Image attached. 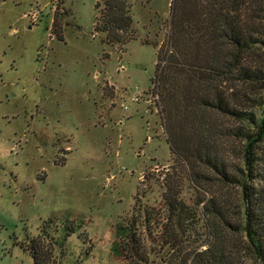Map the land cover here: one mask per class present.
Listing matches in <instances>:
<instances>
[{
	"label": "rangeland",
	"instance_id": "374dc122",
	"mask_svg": "<svg viewBox=\"0 0 264 264\" xmlns=\"http://www.w3.org/2000/svg\"><path fill=\"white\" fill-rule=\"evenodd\" d=\"M99 2L0 0V264H35L39 236L51 264H126L123 228L187 176L169 127L192 129L198 73L175 70L174 99L154 78L213 59L217 0H130L134 37L115 44Z\"/></svg>",
	"mask_w": 264,
	"mask_h": 264
},
{
	"label": "trees",
	"instance_id": "16d2710c",
	"mask_svg": "<svg viewBox=\"0 0 264 264\" xmlns=\"http://www.w3.org/2000/svg\"><path fill=\"white\" fill-rule=\"evenodd\" d=\"M100 4L98 29L109 44L134 37L130 0H102L99 11ZM215 7L213 59L185 68L177 57L171 71H156L154 83L163 81L171 97L176 69L198 73L192 129L169 127L187 176L166 174L164 205L123 228L118 248L126 264H151L152 256L168 264H264V0H217ZM185 181L197 193L189 202ZM28 251L35 264H51V246L40 236Z\"/></svg>",
	"mask_w": 264,
	"mask_h": 264
}]
</instances>
